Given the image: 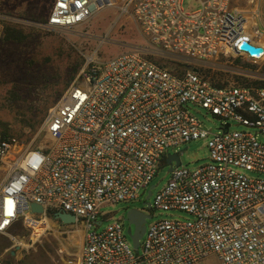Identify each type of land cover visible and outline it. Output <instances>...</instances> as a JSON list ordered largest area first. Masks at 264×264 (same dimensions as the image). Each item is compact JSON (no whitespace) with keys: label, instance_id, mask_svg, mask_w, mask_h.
<instances>
[{"label":"built area","instance_id":"2783aa9c","mask_svg":"<svg viewBox=\"0 0 264 264\" xmlns=\"http://www.w3.org/2000/svg\"><path fill=\"white\" fill-rule=\"evenodd\" d=\"M184 1H53L42 27L67 30L113 8L147 36L148 54L183 64V72L138 51L105 61L91 55L48 110L42 129L50 143L26 146L0 134V235L20 219L33 235L48 211L64 210L85 224L81 264H199L211 254L221 264H264V178L246 173L264 174V143L229 122L264 136V86H216L198 68L229 56L263 61L261 11L233 0H192L186 9ZM6 20L0 12V41ZM244 42L263 51L252 54ZM189 102L223 119L222 130L204 128ZM201 138L210 161L168 163L169 180L149 206L189 218L147 223L138 252L120 220L94 228L101 206L140 197L170 147ZM31 202L44 213H33Z\"/></svg>","mask_w":264,"mask_h":264},{"label":"rangeland","instance_id":"374dc122","mask_svg":"<svg viewBox=\"0 0 264 264\" xmlns=\"http://www.w3.org/2000/svg\"><path fill=\"white\" fill-rule=\"evenodd\" d=\"M53 1L0 0V12L7 16L5 23L18 24L19 31L13 39H7L4 32L0 41V134L16 137L26 146L44 147L51 142L42 127L38 132L29 128V119L35 107H46L49 110L77 77L87 57L94 55L98 60L105 61L123 52L138 51L169 68L177 66L173 60L148 54L150 45L147 36L131 16L119 18L113 8L103 9L87 22L67 30L42 27ZM233 1L248 9L258 5L264 27V0ZM191 2L192 0H185L184 7L189 8ZM210 64L198 65V68L201 74L214 81L243 84L264 80V60L254 63L243 57L229 56L213 61L211 65L214 67H209ZM188 107L203 123L204 128L212 129V132L222 130L220 128L225 123L223 119L196 104L189 102ZM229 122L232 130H250L264 143V136L258 129L235 121ZM207 140L194 139L170 147L167 154L179 152L183 166L197 168L210 161ZM185 147L187 150L182 151ZM169 168L167 162L160 165L149 186L140 191L138 199L101 206V214L97 219L103 222L94 228L100 231L114 220H120L126 240L132 245L127 234L129 223L126 220V213L130 208H138L151 214L152 218L147 219L148 224L159 219L189 218L190 215L182 210H161L147 205V202L154 201L156 194L169 180ZM246 173L264 178V174L257 172ZM151 185L154 187L151 188ZM33 227L36 230L32 235L31 230L20 219L7 233L1 234L0 257L11 264H81L85 236L83 221L64 224L47 215L34 223ZM12 236H16L17 240ZM199 264L221 262L216 254H211Z\"/></svg>","mask_w":264,"mask_h":264},{"label":"water","instance_id":"95a60500","mask_svg":"<svg viewBox=\"0 0 264 264\" xmlns=\"http://www.w3.org/2000/svg\"><path fill=\"white\" fill-rule=\"evenodd\" d=\"M242 47L248 50L252 54H260L263 51V48L260 46H254L248 42H244ZM187 150V147L183 148L182 151ZM175 160L176 164L179 165L181 163L180 153L173 152L168 153L166 156L167 163L171 164L172 161ZM171 167L169 168V170ZM154 185H151L153 188ZM151 195V190H149V196ZM150 202H147V205L150 206ZM31 210L33 213H44V207L37 203L31 202ZM53 218L61 221L64 224L75 223L78 221L75 214L66 212L64 210H57L53 214ZM151 218V215L138 209V208H130L126 213V220L129 223V228L127 230V234L132 241L133 248L136 252L139 251L140 239L146 230L147 219ZM100 222V221H99ZM14 253V251H13Z\"/></svg>","mask_w":264,"mask_h":264},{"label":"trees","instance_id":"16d2710c","mask_svg":"<svg viewBox=\"0 0 264 264\" xmlns=\"http://www.w3.org/2000/svg\"><path fill=\"white\" fill-rule=\"evenodd\" d=\"M17 26H18V24H15L13 22L5 23L4 32H5V35H6L7 39L16 38V36L18 35V32H19ZM164 65L166 67H168L166 64H164ZM176 65L177 66L174 69H176V71L182 73L183 72V70H182L183 64L177 63ZM210 81L216 86H224V85L228 84L226 82L214 81V80H211V79H210ZM236 84H240V83H236ZM242 85H248V86H250V85H260V86H264V80H257V81H254L252 83H243ZM46 110H47L46 107H43V108L35 107L33 115L30 117L29 124H28L29 128L33 132H38L39 129L42 127L44 119H45V117H46V115L48 113V110L47 111ZM4 136H7V135H4ZM53 214H54V211H51V210L48 211V213H47L48 216H52V217H53Z\"/></svg>","mask_w":264,"mask_h":264}]
</instances>
